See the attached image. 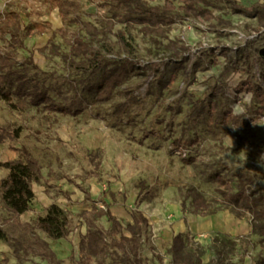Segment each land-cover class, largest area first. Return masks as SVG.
<instances>
[{
    "label": "rangeland",
    "instance_id": "rangeland-1",
    "mask_svg": "<svg viewBox=\"0 0 264 264\" xmlns=\"http://www.w3.org/2000/svg\"><path fill=\"white\" fill-rule=\"evenodd\" d=\"M67 1L62 13L43 0H0V16L15 18L13 30L23 40L24 48L13 52L18 67L31 77V57L44 72L41 88L59 102L80 100L83 109L64 115L31 106L19 113L0 100V133L3 127L19 133L0 144V162L25 161L16 150L26 148L40 165L35 197L22 221L34 225L54 203L63 208L73 222L66 238L36 233L63 264H76L87 233L80 214L110 191L115 201L110 196L106 201L124 227L136 211L149 223L158 220L150 223L153 249L143 245L141 254L148 264H160L156 254L170 264L171 243L164 231L172 228V219L164 212L185 205L190 213L197 192L212 209H221L209 216H228L224 227L235 230L190 232V247L206 251L203 262L214 257L216 245L247 236L229 259L237 263L246 248L243 264H264V235L254 233L251 214L237 218L226 208L225 198L244 187L264 205V103L238 92L247 80L264 90V22L235 13L224 0L190 5L144 0L167 10L171 3L175 21L168 26L135 23L129 7L102 6L105 0ZM11 39V34L0 39L2 51L11 50ZM125 65L132 69L120 77L109 99L93 95L100 77ZM7 175L0 167V182ZM8 217L0 203V226ZM98 224L109 228L106 218ZM114 258L110 251L106 264ZM0 264L48 263L36 256L18 262L0 241Z\"/></svg>",
    "mask_w": 264,
    "mask_h": 264
},
{
    "label": "trees",
    "instance_id": "trees-1",
    "mask_svg": "<svg viewBox=\"0 0 264 264\" xmlns=\"http://www.w3.org/2000/svg\"><path fill=\"white\" fill-rule=\"evenodd\" d=\"M43 1L49 3L52 8H59L62 13L65 12L68 4L67 0ZM195 1L203 0H184L189 5ZM224 1L231 5L235 13L249 18H258L264 22V0H252L248 4L239 3L237 0ZM170 4V2L166 4L169 9L167 10L149 6L144 0H105L101 3L102 6L129 7L135 14L131 17L135 23L167 26L175 21V17L171 15L172 6ZM15 24V18L0 16V39L7 34L12 36L9 44L11 50L4 52L0 49V100L4 101L10 110L19 113H25L31 106H42L44 109L64 115L81 113L83 109L80 100L73 98L68 102H59L48 93L47 89L41 88L40 76L44 75V72L34 64L31 57L28 60L30 69L34 70L31 77H28L27 69L22 70L18 67V61L13 52L17 48H24V44L20 35L13 30ZM79 48L87 52L81 42ZM91 54L96 58V53L91 52ZM261 55L264 56V49ZM123 67L119 73H108L100 77L99 84L91 91L93 95L100 100L109 99L120 77L127 76L128 71L132 69V65ZM86 85L91 89L94 86L89 79ZM238 92L252 93L256 102L264 103L263 88L251 80L241 83ZM209 102L210 110H214L216 103L212 100ZM18 134L16 130L9 131L7 128H1L0 144L7 138H18ZM16 151L21 153L25 161L15 159L0 162V167L8 171L6 178L0 182V203L9 213V217L0 226V241L10 247L12 255L18 262L28 260L30 256H36L48 264H63L47 240L36 233V229L42 231L49 239H63L72 231V218L63 208L54 203L48 207L46 215L39 217L34 225L22 221L21 216L30 210L31 202L35 197L33 183L40 180L41 173L38 161L26 148ZM107 196L115 201L113 192L104 191L98 201L94 202L91 210L80 214L87 226V233L80 242L82 256L76 264H106L110 251L115 256L110 264H148L147 259L141 254L143 245H148L153 249L151 225L148 218L141 211H136L132 214L133 222L124 227L111 211L112 205L106 201ZM225 198L226 208H230L237 218H243L247 213L251 214L254 220V233L264 235V205L259 198L249 195L244 187L236 193H226ZM86 199L92 200L89 194ZM182 207L184 212H189L185 205ZM192 207L190 212L202 216L214 215L221 210L212 209L197 192L193 194ZM102 218H106L109 223L106 231L98 224ZM246 237L243 236L238 241L229 238L226 242L216 245L215 255L208 264H243L247 253L246 248L237 263H232L228 256L233 248L245 243ZM169 253L171 254L170 264H205L202 257L206 251L190 247V232L176 235L172 240ZM156 257L160 264H164L162 257L157 254Z\"/></svg>",
    "mask_w": 264,
    "mask_h": 264
},
{
    "label": "crops",
    "instance_id": "crops-1",
    "mask_svg": "<svg viewBox=\"0 0 264 264\" xmlns=\"http://www.w3.org/2000/svg\"><path fill=\"white\" fill-rule=\"evenodd\" d=\"M112 207V206H111ZM112 211V210H111ZM167 217H170L172 219L171 224L172 228H168L166 231V237L169 239L170 243H172L173 238L180 234V233H186V232H195L197 234H204V233H210L218 228H223V230L228 229L229 232H234L235 230L231 228L232 224L229 225L231 227L225 228V221L229 222V217L226 215H218V216H209L210 220L205 222V224H209V226H204L203 219L206 217H203L202 215H197L194 213L184 212L182 205H175V206H168L165 210ZM114 214V213H113ZM220 219V221H219ZM221 220L223 221V224H221ZM158 221L156 218L151 221L150 223L153 225L154 222L156 223ZM230 223V222H229ZM228 223V224H229ZM156 228V225H154Z\"/></svg>",
    "mask_w": 264,
    "mask_h": 264
},
{
    "label": "bare ground",
    "instance_id": "bare-ground-1",
    "mask_svg": "<svg viewBox=\"0 0 264 264\" xmlns=\"http://www.w3.org/2000/svg\"><path fill=\"white\" fill-rule=\"evenodd\" d=\"M208 220H210V217H206V218L203 219L205 227L209 226V224H205V222H207ZM219 221H220V219H219ZM221 222H222L221 224H223L222 220H221Z\"/></svg>",
    "mask_w": 264,
    "mask_h": 264
}]
</instances>
